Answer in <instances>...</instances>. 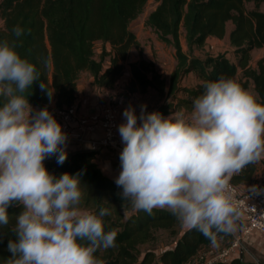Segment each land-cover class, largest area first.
Listing matches in <instances>:
<instances>
[{
	"label": "clouds",
	"instance_id": "9594fccd",
	"mask_svg": "<svg viewBox=\"0 0 264 264\" xmlns=\"http://www.w3.org/2000/svg\"><path fill=\"white\" fill-rule=\"evenodd\" d=\"M24 31L17 25V39H0V229L14 235L4 264H104L95 254L115 247L118 235L105 231L109 209L96 214L81 206L82 172L57 176L45 166L51 157L65 162L69 136L47 106L37 110L29 103L28 90L41 74L17 51ZM40 88L51 101L53 91L42 81ZM203 88L190 110L167 117L146 105L139 115L125 108L115 184L136 210L167 209L215 246L239 217L231 179L264 159V102L232 78ZM13 206L22 208L14 224Z\"/></svg>",
	"mask_w": 264,
	"mask_h": 264
},
{
	"label": "trees",
	"instance_id": "16d2710c",
	"mask_svg": "<svg viewBox=\"0 0 264 264\" xmlns=\"http://www.w3.org/2000/svg\"><path fill=\"white\" fill-rule=\"evenodd\" d=\"M148 0H0V39H17L12 33L14 26L23 28L19 38V54L34 63L41 74L28 92L29 103L38 109L53 102L54 108L70 107L76 98V82L81 72H88L93 83L111 88L122 76L124 62L131 47L139 45L129 24L144 9ZM155 7L148 12L145 25L153 29L157 37L174 48L175 66L165 79L154 62L139 56L129 63L130 77L126 82L127 93H144L154 89L172 98L175 107H192L196 97L204 91L203 85L220 77L234 78L241 70L239 80L243 88L248 83L264 102V54L257 59L256 67L249 65L252 49L264 48V10L256 9L264 0H249L255 9L246 10L245 0H155ZM232 24L228 32V44L236 56L230 61L220 54L200 59L193 56V46H201L210 36L222 38L226 23ZM180 28L184 30L187 51L180 44ZM102 45L99 57L94 56L93 43ZM108 46V48H106ZM108 57L104 62V58ZM193 73L198 80L193 88L179 87V80ZM43 82L53 91L51 101ZM185 95L177 96V92ZM27 95V93H25ZM0 98V103H2ZM51 109L49 108V111ZM159 112L164 114L168 108ZM91 150L75 151L63 164L57 159L46 161L49 172L59 176L63 173L82 172L84 195L81 206L99 214L101 208L109 209L105 216V231L117 230L115 247L98 250L97 258L104 264H186L203 248L212 243L197 230L185 228L167 209H154L152 214L136 210L129 201L122 200V191L115 181L100 170ZM254 163L246 166L231 182L238 187L252 180ZM22 211L19 206L8 209L11 223ZM11 227V224L10 226ZM158 230H166L176 238L172 245L157 255L150 248L140 247L152 242ZM14 235L0 229V264L11 255L8 242ZM217 239L229 240L230 234H220ZM209 264H223L212 262ZM227 264H257L244 256H233Z\"/></svg>",
	"mask_w": 264,
	"mask_h": 264
},
{
	"label": "rangeland",
	"instance_id": "374dc122",
	"mask_svg": "<svg viewBox=\"0 0 264 264\" xmlns=\"http://www.w3.org/2000/svg\"><path fill=\"white\" fill-rule=\"evenodd\" d=\"M156 5L155 0H148L147 3L144 6L143 11L130 22L129 28L130 30L135 34L137 41L139 43L136 47H131L128 52L127 60L124 62V70L122 77L118 80L116 83L115 91L117 95H122L123 97L127 96V92L125 89L126 81L128 80V74L129 72V63L131 61H135L138 59V56L140 54H143L146 59H152L156 69L159 71V73L165 78L168 79L171 71L173 70L176 60L174 55V48L161 41L158 37L156 32L145 25V18L149 11H151ZM244 6L246 10L255 9L253 3L249 0H245ZM259 10H264V4L260 3V5L256 8ZM2 25V21L0 19V26ZM232 27V24L230 21H227L226 23V32ZM180 44L184 51H187V45L184 38V30L183 28H180ZM108 48V46H106ZM102 45L100 42H94L93 43V50H94V56L96 58L99 57V54L101 52ZM191 53L193 56H196L200 59H204L209 56H216V55H224L226 56L230 61L235 62L236 56L234 52L232 51L230 45L228 44V38L227 33L222 38H217L214 36H210L206 39L205 43L201 46H193L191 49ZM261 52L258 48L252 49L250 52L249 57V65L251 67H256V61L260 57ZM107 56L104 58V62L107 60ZM233 79L237 81L241 75V70L238 68L237 72L235 74ZM87 77V74L84 73L81 75V78L84 79ZM198 80L196 79L195 75L193 73H187L186 75L182 76L179 80V87H187V88H193ZM251 91L254 93V91L251 88ZM143 94L146 97L145 103L147 102L150 105H153V108L159 109L162 107V109L166 108H173L172 104V98L166 95L164 92L162 95L158 94L156 90L154 89H147ZM183 96L185 95L183 92H177V96ZM143 102V99H140ZM146 103V105H147ZM161 103V104H160ZM116 104V103H114ZM175 108V107H174ZM191 108H189L190 110ZM176 236L175 235H169L166 230H158L156 232V237L152 242L146 243L140 247L141 250L143 249H153L157 255L163 250L165 247H168L172 245L174 242ZM229 244V240L225 242H221L220 244L217 242V244L214 246L213 244L209 245L208 247L203 248L195 257H193L192 261L195 264L201 263V262H207L211 255L209 254L210 250L218 251L224 247H226ZM245 245V242L244 244ZM248 252L251 254V256L256 255V251L252 248L247 249Z\"/></svg>",
	"mask_w": 264,
	"mask_h": 264
},
{
	"label": "crops",
	"instance_id": "0c3cea01",
	"mask_svg": "<svg viewBox=\"0 0 264 264\" xmlns=\"http://www.w3.org/2000/svg\"><path fill=\"white\" fill-rule=\"evenodd\" d=\"M229 30L226 32L227 38H228ZM258 49L261 52V55H260L261 57L264 54V48L260 47ZM139 56H142L145 58L143 54H140ZM84 73L87 74V77L82 79L81 75ZM129 77L130 75L128 74V79ZM118 80L115 82V84L111 88L99 87L93 83V77L88 72L86 71L81 72L76 82L77 84L76 85V98L71 106L75 108L76 110H78L79 112L86 115L89 119V124L86 126L85 131L81 135L78 132L71 130L69 134V141H68V147H67L68 155L75 151L88 150L89 149L88 140L100 134L99 117H100V108L103 103H106V102H110L113 104L116 103L115 105H117L118 107V120H119L118 126L119 124L124 122V117L122 114L125 108L132 106L136 109L137 115H139L141 106L146 105L147 102L145 103V100L147 96L140 94L138 92L128 93L127 96L125 97H123L122 95L121 96L117 95L115 91V88H116L115 85L118 82ZM239 80H244V78L243 77L241 78V75H240L237 81ZM251 88H252V85L248 83L245 89L251 91ZM140 99H143V102ZM146 106H147L146 110L148 112H153V111L159 112L160 108L159 109L153 108V105L149 106L148 103ZM174 107L175 106H173V108L171 109L168 108V112L162 115L167 117L172 112L178 111L181 108H185V107H175V108ZM33 108L38 110V108L35 106H33ZM49 108L50 109L54 108L53 102L50 103ZM79 137L82 138L83 141H81ZM55 159L56 157H51V158L46 159L44 162L52 161ZM94 159L97 165L99 166L100 170L103 172V174H105L107 177L115 181V178L119 175V172L121 170L119 154L113 149L101 148L95 152ZM254 165H255V170L253 173L252 180L246 183L239 184L238 188L240 190L252 189L253 186H258L259 183H261V181L264 179V159L254 162ZM238 228H239V221L235 220V230L234 231H236ZM225 241H228V240L217 239V242L219 244ZM243 247L244 248H243V251L241 252V255L244 256L246 260H252L255 262L264 263V237L257 235V234H252L250 238L245 241V245ZM248 248H252L253 250H255L256 255L251 256V254L247 250ZM238 255H240V253Z\"/></svg>",
	"mask_w": 264,
	"mask_h": 264
},
{
	"label": "built area",
	"instance_id": "2783aa9c",
	"mask_svg": "<svg viewBox=\"0 0 264 264\" xmlns=\"http://www.w3.org/2000/svg\"><path fill=\"white\" fill-rule=\"evenodd\" d=\"M50 111L62 125L63 131L68 133V136L71 130L81 135L89 124L88 117L72 106L67 108H53ZM118 123L117 105L110 102L103 103L100 108L99 117L100 134L88 140V145L93 146L88 150L96 152L98 149L106 148L113 149L120 154L123 144L118 133ZM79 139L83 141L82 138L79 137ZM230 185L236 193V206L239 212V217L236 220L239 221V228L230 233L231 239L226 247L215 252L210 250V259L207 262L198 264H209L212 262L227 264L231 257L237 256L243 251L244 242L252 234L264 237V191L255 194L252 189L240 190L231 181ZM257 188L264 190V179L259 183ZM191 261L186 264H195ZM256 263L264 264L261 262Z\"/></svg>",
	"mask_w": 264,
	"mask_h": 264
},
{
	"label": "water",
	"instance_id": "95a60500",
	"mask_svg": "<svg viewBox=\"0 0 264 264\" xmlns=\"http://www.w3.org/2000/svg\"><path fill=\"white\" fill-rule=\"evenodd\" d=\"M240 256H241V253H240Z\"/></svg>",
	"mask_w": 264,
	"mask_h": 264
}]
</instances>
